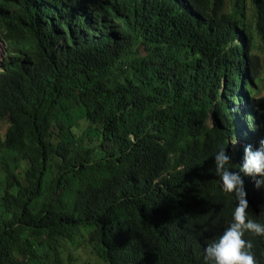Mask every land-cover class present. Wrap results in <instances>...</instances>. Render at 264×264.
Returning a JSON list of instances; mask_svg holds the SVG:
<instances>
[{
	"label": "trees",
	"instance_id": "obj_1",
	"mask_svg": "<svg viewBox=\"0 0 264 264\" xmlns=\"http://www.w3.org/2000/svg\"><path fill=\"white\" fill-rule=\"evenodd\" d=\"M53 1L0 0L16 55L0 69V264H204L238 204L214 156L240 91L264 125V95L245 93L261 74L264 0H144L167 43L149 55L110 28L107 5L103 28L56 46ZM240 175L264 225L259 177Z\"/></svg>",
	"mask_w": 264,
	"mask_h": 264
},
{
	"label": "clouds",
	"instance_id": "obj_2",
	"mask_svg": "<svg viewBox=\"0 0 264 264\" xmlns=\"http://www.w3.org/2000/svg\"><path fill=\"white\" fill-rule=\"evenodd\" d=\"M106 5L109 7L105 10L108 11L110 28L121 37H128L136 42L135 44L143 42L145 47L138 49L140 53H147V55L157 53V50L167 44L159 41L163 30L159 27L148 29L153 28L151 17L154 15L150 13L149 6H145L144 0H54L52 13H55V16H52L51 19L53 21L57 17L53 23L55 45L64 49L73 43L76 47L84 34H93L103 28L102 15ZM186 9L196 13L191 6ZM128 19L132 20L129 32L124 30L127 29L124 26V20ZM65 36L70 38V42H67L66 45L63 42ZM144 41H147L149 46ZM155 41H159V43H155ZM0 42H4L6 45V52L0 62V69H2L3 64L16 55L2 31H0ZM239 42H242V39ZM191 59V57L187 58L189 62ZM257 86L256 82L253 85V94L245 90L248 98H256ZM226 87V81L223 79L220 95H223ZM242 95L244 96V93L240 91L235 102L228 109L232 115H235L231 126V135L227 138L228 150L226 146H222L214 156L216 174L222 181L223 190L227 193H234L238 204L233 213L232 223L205 248L204 264H259L253 251L254 245L252 241L244 238V234L246 231L253 232L252 240L256 235L264 236V225L252 220L248 214L250 204L240 172L253 178L259 177V179H255V186L264 193V125H261L260 131H256L254 126L257 119L255 116L252 117V115L241 112L247 110L253 114L248 99H244ZM241 104H243V108H238ZM207 126L210 128L214 126L211 113L208 115ZM235 138H238V141ZM231 141L233 145L237 144V146H231ZM246 142L249 144L247 146L245 144L243 147L242 144ZM233 151L238 159L244 157L240 172L230 170L231 158L228 154H232Z\"/></svg>",
	"mask_w": 264,
	"mask_h": 264
},
{
	"label": "rangeland",
	"instance_id": "obj_3",
	"mask_svg": "<svg viewBox=\"0 0 264 264\" xmlns=\"http://www.w3.org/2000/svg\"><path fill=\"white\" fill-rule=\"evenodd\" d=\"M111 32L112 31L110 30L109 33H111ZM5 52H6V45H5L4 42H0V62L2 61V58H3L4 54H5ZM256 52L258 54H260V56L262 58V68H261V74H260V76L258 77V80H257L258 81L257 82L258 83V86H257L258 89H257V91L255 93L257 95H264V47H259L258 49H256ZM240 107L243 108V104H241L238 108H240ZM6 124H7V122H2L1 125H5L6 126ZM240 136H242V135H240ZM235 140L238 141V138H235ZM245 144L247 146L249 143L248 142L243 143L242 144L243 147H245L244 146ZM230 145L231 146H237V144L236 145H233L232 144V141H231V144ZM81 262H86V261L83 258Z\"/></svg>",
	"mask_w": 264,
	"mask_h": 264
}]
</instances>
